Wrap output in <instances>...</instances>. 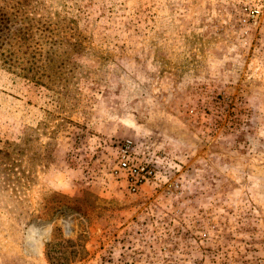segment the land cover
<instances>
[{
  "label": "rangeland",
  "instance_id": "rangeland-1",
  "mask_svg": "<svg viewBox=\"0 0 264 264\" xmlns=\"http://www.w3.org/2000/svg\"><path fill=\"white\" fill-rule=\"evenodd\" d=\"M243 2L0 0V264H264ZM124 140L153 170L135 193Z\"/></svg>",
  "mask_w": 264,
  "mask_h": 264
},
{
  "label": "built area",
  "instance_id": "built-area-1",
  "mask_svg": "<svg viewBox=\"0 0 264 264\" xmlns=\"http://www.w3.org/2000/svg\"><path fill=\"white\" fill-rule=\"evenodd\" d=\"M243 11L246 12L247 22L254 24L264 18V0H244ZM135 148L130 140L119 143L116 151V165L112 171L115 178H124L127 188L135 193L153 177V170L148 165L138 162L134 155Z\"/></svg>",
  "mask_w": 264,
  "mask_h": 264
},
{
  "label": "trees",
  "instance_id": "trees-1",
  "mask_svg": "<svg viewBox=\"0 0 264 264\" xmlns=\"http://www.w3.org/2000/svg\"><path fill=\"white\" fill-rule=\"evenodd\" d=\"M19 39L22 40V38H19ZM24 41H26V40H23L22 43H23ZM6 64H8V63H6ZM10 66H12V65H10ZM2 154L5 155V156L8 155V153L3 152V151H0V155H2ZM75 202H76V200H75Z\"/></svg>",
  "mask_w": 264,
  "mask_h": 264
}]
</instances>
